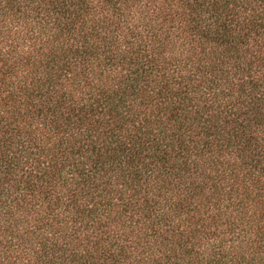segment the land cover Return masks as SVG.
Here are the masks:
<instances>
[{
    "label": "trees",
    "instance_id": "1",
    "mask_svg": "<svg viewBox=\"0 0 264 264\" xmlns=\"http://www.w3.org/2000/svg\"><path fill=\"white\" fill-rule=\"evenodd\" d=\"M0 264H264V0H0Z\"/></svg>",
    "mask_w": 264,
    "mask_h": 264
}]
</instances>
